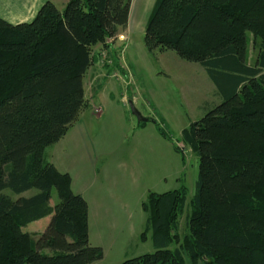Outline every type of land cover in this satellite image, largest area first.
<instances>
[{
	"label": "trees",
	"instance_id": "1",
	"mask_svg": "<svg viewBox=\"0 0 264 264\" xmlns=\"http://www.w3.org/2000/svg\"><path fill=\"white\" fill-rule=\"evenodd\" d=\"M132 2L69 0L59 11L48 1L32 22L0 18V264L104 258L90 243L87 201L44 154L78 121L92 49L127 29ZM248 33L260 40L253 65ZM145 44L201 65L221 101L182 132L199 157L189 233L180 242L187 188L150 193L144 234L152 232L155 251L123 264H187L184 253L192 264H264V0H156ZM53 189L59 203L51 207ZM49 216L38 240L24 231ZM174 241L179 247L171 249Z\"/></svg>",
	"mask_w": 264,
	"mask_h": 264
},
{
	"label": "rangeland",
	"instance_id": "2",
	"mask_svg": "<svg viewBox=\"0 0 264 264\" xmlns=\"http://www.w3.org/2000/svg\"><path fill=\"white\" fill-rule=\"evenodd\" d=\"M48 1L63 11L69 0ZM155 1L133 0L127 29L107 40V46L93 47L95 60L84 78L87 105L67 135L44 154L46 163L69 173L73 192L85 194L94 209L90 243L103 247L105 254L95 264H123L155 251L152 232L144 234L147 214L142 204L150 193L187 188V206L177 220L180 242L189 233L199 157L185 144L182 132L221 101L201 65L184 61L173 51H148L145 31ZM248 36V62L253 65L260 40ZM131 102L147 122L138 121ZM3 193L20 197L8 189ZM37 193L33 189L22 197ZM48 203L51 207L59 203L55 189ZM51 219L31 223L24 231L38 240ZM178 247L174 241L171 249ZM184 258L192 264L186 253Z\"/></svg>",
	"mask_w": 264,
	"mask_h": 264
},
{
	"label": "crops",
	"instance_id": "3",
	"mask_svg": "<svg viewBox=\"0 0 264 264\" xmlns=\"http://www.w3.org/2000/svg\"><path fill=\"white\" fill-rule=\"evenodd\" d=\"M47 1L48 0H0V18L13 25L32 22L36 17V15L38 14L41 7ZM215 91L217 97H219L217 93V89ZM72 185H73V180H72ZM78 195H81L89 205V231H90V223L93 218L94 209L92 210L91 208L92 205L85 197V194L79 193ZM101 248L103 249V247Z\"/></svg>",
	"mask_w": 264,
	"mask_h": 264
},
{
	"label": "water",
	"instance_id": "4",
	"mask_svg": "<svg viewBox=\"0 0 264 264\" xmlns=\"http://www.w3.org/2000/svg\"><path fill=\"white\" fill-rule=\"evenodd\" d=\"M130 108H131V111L132 113L137 117L138 121L139 122H147L148 119L145 118L137 109L136 107L134 106L133 102L130 103Z\"/></svg>",
	"mask_w": 264,
	"mask_h": 264
}]
</instances>
